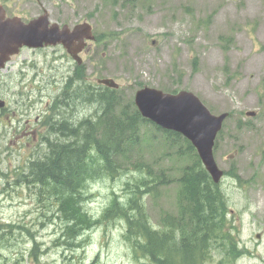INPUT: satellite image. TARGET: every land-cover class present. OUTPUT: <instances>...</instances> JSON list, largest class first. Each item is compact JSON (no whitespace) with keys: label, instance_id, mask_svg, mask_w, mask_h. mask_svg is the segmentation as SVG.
<instances>
[{"label":"rangeland","instance_id":"1","mask_svg":"<svg viewBox=\"0 0 264 264\" xmlns=\"http://www.w3.org/2000/svg\"><path fill=\"white\" fill-rule=\"evenodd\" d=\"M15 3L17 7L12 11L25 19L42 14L45 8L51 21L60 25L89 22L98 39L90 43L89 52L82 54L89 86L96 88V79H114L121 85L120 94L127 99L123 105H131L128 100L148 87L166 93L187 90L199 97L213 114L232 113L214 149L219 168L230 172L220 188L230 207L226 232L243 252L236 264L264 263V0H16ZM20 60L32 64V70L34 62L38 65V81L35 83L33 78L29 81L32 85L29 91L33 98L38 94V116H42L53 106L50 96L56 100L61 94L60 89L73 73L75 63L62 46L28 50ZM77 95L78 114L94 117L98 105L83 107L82 91ZM248 111L257 116L247 117ZM141 133L137 153L128 162H120L123 169L133 172L119 177L106 175L89 182L91 190L85 209L100 217L114 197L127 201L133 195L131 190L135 189L136 181L149 176L146 170L151 169L156 177L167 181L160 183L151 195H142L152 225L159 228L162 214L178 212L177 179L191 158L184 153L183 146L166 142L153 126L142 125ZM74 140L71 135L67 141L73 145ZM59 143L66 142L59 140ZM38 144L40 160L50 152V147L49 143L40 144L39 136ZM70 147L65 151H70ZM136 163L145 165L144 173H135ZM49 200L46 194L39 193V186L38 202L33 186L14 187L0 194V223L11 221L15 225L10 228V240L0 254V264L147 263L136 258L126 240L124 220L108 219L87 232L81 248L64 246L57 239L61 224L54 214L55 201L47 206ZM258 234L260 240L256 238ZM34 247L40 257L38 262L30 257ZM210 256L208 264H230L227 242L222 243V249L214 247Z\"/></svg>","mask_w":264,"mask_h":264},{"label":"trees","instance_id":"2","mask_svg":"<svg viewBox=\"0 0 264 264\" xmlns=\"http://www.w3.org/2000/svg\"><path fill=\"white\" fill-rule=\"evenodd\" d=\"M89 99L90 106L98 105L96 121L87 119L84 125L79 122L77 129L70 125L69 137L73 135L75 143L70 145L72 142L66 140L67 146L60 143L49 146L51 151L38 161L43 164L34 162L31 166L38 173L39 193L50 198L46 205L55 201L54 214L61 224L57 239L70 249L81 248L87 232L108 219L124 220L125 238L136 258L147 262L142 264H208L213 248L222 249L223 242H227L230 264H236L243 252L239 251L234 237L226 232L230 223L226 219L225 195L212 181L195 148L177 133L156 128L166 142L183 146L184 153L191 158V163L177 179L176 215L162 214L160 227L152 225L142 195H151L160 183L167 181L156 177L151 169L146 170L149 176L136 181L135 189L131 190L133 195L127 201L114 197L100 217L86 212L84 204L91 190L89 182L120 174L123 169L120 162H128L139 150L142 125L151 123L142 118L131 100H128L131 105H123L127 99L117 90L89 86ZM77 100L78 96L72 102ZM65 132L63 128L58 131L66 136ZM68 146L71 150L65 151ZM136 164L133 165L135 173H144L145 165ZM26 179L29 185L33 178L27 176ZM13 226L11 224L10 228ZM30 257L40 261L36 247Z\"/></svg>","mask_w":264,"mask_h":264},{"label":"water","instance_id":"3","mask_svg":"<svg viewBox=\"0 0 264 264\" xmlns=\"http://www.w3.org/2000/svg\"><path fill=\"white\" fill-rule=\"evenodd\" d=\"M2 18L0 12V52L4 61L22 47L40 49L62 45L78 64H82L79 54L88 47L89 41L96 39L91 24L86 22L72 29L68 25L61 27L50 21L47 11L29 23L18 18L6 21ZM97 82L109 88H119L113 79ZM135 104L144 119L189 140L213 181L220 183L224 171L218 167L214 146L228 113L212 114L194 93L185 90L170 94L146 87L136 93ZM247 116H255V113L248 112Z\"/></svg>","mask_w":264,"mask_h":264},{"label":"flooded vegetation","instance_id":"4","mask_svg":"<svg viewBox=\"0 0 264 264\" xmlns=\"http://www.w3.org/2000/svg\"><path fill=\"white\" fill-rule=\"evenodd\" d=\"M16 0H2L0 1V12L3 13V21L18 18L25 23L30 22L38 16L25 19L12 11V8L17 7ZM43 12L46 10L42 9ZM19 15V16H18ZM21 16V17H20ZM28 50L35 51L38 49H29L22 47L17 53L8 56V60H2L3 55L0 52V194H5L14 187L22 188L27 186L26 177L33 178L31 184L35 191H38V173L31 169L34 162L38 163V136L40 144L57 143L55 137L47 131V120L54 111V104L56 102L62 103L64 101L66 90L60 92L59 99L52 98L53 106L46 109V114L38 116V94L31 96L29 90L32 85L29 81L33 78L34 82L38 81V65L34 62L35 70H32V64L28 61L20 60L22 54ZM82 55V54H81ZM4 61V62H3ZM88 80L87 78H85ZM84 80V78L82 79ZM85 83V82H84ZM67 85V84H66ZM65 86L63 83L62 87ZM31 87V88H29ZM66 87V86H65ZM80 88V89H79ZM38 91V89H37ZM82 91L83 99L85 94L89 93V87L80 85L75 87L70 95V102L72 105L78 104L72 102L74 97ZM32 97V99H31ZM54 99V100H53ZM42 102V99H39ZM87 102V98H86ZM49 103H47L48 105ZM90 106V99L88 104ZM78 107L74 110L71 107L72 114H68L70 123L67 126L73 125L78 128L79 122L84 125L88 117L80 116L78 114ZM48 112L51 114L48 115ZM52 127L55 128L57 118L50 119ZM39 125V128H38ZM39 131V132H38ZM69 132V129H68ZM62 135L63 139L68 140L69 133ZM71 142V141H70ZM30 186V185H29ZM10 226L9 223H0V254H3L7 248L6 242L10 240ZM257 237V235H256Z\"/></svg>","mask_w":264,"mask_h":264},{"label":"bare ground","instance_id":"5","mask_svg":"<svg viewBox=\"0 0 264 264\" xmlns=\"http://www.w3.org/2000/svg\"><path fill=\"white\" fill-rule=\"evenodd\" d=\"M84 23H86V22H84ZM87 23H89V22H87ZM79 24H83V23H79ZM79 24H76V25H79ZM90 24V23H89ZM76 25H74V27L76 26ZM68 55H69V57L72 59V61L75 63V67H74V70H73V73L69 76V77H67V79H66V81L64 82L65 83V86L63 87V88H61L60 89V92H63L64 90H66V94H65V97H64V101L62 102V103H58V102H56L55 104H54V108H53V112H52V114H51V116L49 117V118H45V117H43L44 119H46L47 120V123H46V126H47V131L51 134V136L52 137H55L56 139L55 140H57V143L59 142V140H65V142L67 143V141H66V139H63L62 138V135L61 134H59L58 133V131L60 130V129H64V131H66L65 133H67L68 132V129H70V126H67L69 123H70V118H68L67 116H68V114H72V111H71V107H72V109H76L77 107H78V105H76V104H74V105H72V103L70 102V95L72 94V91H74V89H75V87H78V86H80V85H85V86H88L89 87V82L85 79V78H87L86 77V74H85V72H84V61H83V58H82V55L81 54H83L82 52L79 54L80 55V57H81V59H82V64H78V62H76L75 61V59L69 54V53H67ZM78 68V70H76ZM84 78V80H82ZM103 79H110V78H103ZM98 80H102V79H96V83H97V85H96V87L97 88H99V87H103V88H108V89H112V90H117V91H119L120 89H121V85L119 84V83H117L116 81V83L117 84H119V88L118 89H115V88H109V87H106L105 85H102V84H99L97 81ZM114 80V79H113ZM85 82V83H84ZM67 84V85H66ZM153 89H155V88H153ZM158 90V89H157ZM139 91V90H138ZM137 91V92H138ZM160 91H162V90H160ZM180 91H183V90H177V92L176 93H178V92H180ZM185 91H187V90H185ZM136 92V93H137ZM164 92V91H163ZM167 92V91H166ZM166 92H164V93H166ZM190 92V91H189ZM136 93H135V96H134V99L133 98H131L130 100L132 101V103L134 104V106H135V108L137 109V111L139 112V110H138V108H137V106H136V104H135V97H136ZM176 93H173V92H171L170 94H176ZM193 93V92H192ZM86 98H87V102H86ZM199 98V97H198ZM57 99H59V97L57 96ZM88 99H89V93L88 94H85L84 95V97H83V103H84V105H87L88 104ZM200 99V98H199ZM131 103V104H132ZM205 105V104H204ZM206 106V105H205ZM207 107V106H206ZM208 108V107H207ZM209 109V108H208ZM210 110V109H209ZM248 112H253V111H248ZM247 112V113H248ZM114 113V112H113ZM140 113V112H139ZM212 113V112H211ZM224 113H228L229 114V117L225 120V122L232 116V113H229V112H224ZM247 113H246V116H247ZM255 113V112H254ZM213 114V113H212ZM221 114H223V113H221ZM141 115V114H140ZM215 115V114H214ZM220 115V114H219ZM142 116V115H141ZM257 116V114L255 113V116H247V117H256ZM55 118H57V122H56V125H55V128L54 127H52V125H51V120L50 119H55ZM97 118V117H96ZM96 118H94V117H92L90 120H92V121H96ZM143 118V117H142ZM131 119V118H130ZM133 120V119H132ZM133 121H135V120H133ZM225 122H224V124H225ZM154 123H150V126H153L155 129L158 127L159 129H161V130H163V131H168V130H164V129H162L161 127H159V126H157L156 124H154ZM224 124H223V126H224ZM147 125H149V124H147ZM223 130V129H222ZM222 130H221V132H222ZM157 131V130H156ZM168 132H174V131H168ZM220 132V133H221ZM68 133H71L70 132V130H69V132ZM174 133H176V132H174ZM219 133V134H220ZM160 134V133H159ZM177 134H179V133H177ZM161 135V134H160ZM180 136H182L184 139H186L183 135H181V134H179ZM187 140V139H186ZM189 143H191L189 140H187ZM216 141H217V139H216ZM57 143H54V144H57ZM54 144H52V143H49V146H51V145H54ZM61 146H67V145H65L64 143H61L60 144ZM191 145L193 146V144L191 143ZM215 146H216V142H215ZM215 146H214V149H215ZM194 147V146H193ZM67 148V147H66ZM195 148V147H194ZM195 150L197 151V149L195 148ZM51 151V150H50ZM48 154V153H47ZM197 154H198V151H197ZM50 156H51V153H50ZM49 156V157H50ZM198 156H199V154H198ZM215 156V155H214ZM45 157V156H44ZM44 157L43 158H41L40 160H38V161H42L43 159H44ZM199 158H200V156H199ZM200 160H201V158H200ZM201 162H202V160H201ZM36 163V162H35ZM38 164H43V162H40V163H38ZM202 164H203V162H202ZM33 165V164H32ZM203 166H204V164H203ZM219 167V166H218ZM204 168H205V166H204ZM205 170H206V168H205ZM207 171V170H206ZM223 171V170H222ZM127 172H133V171H130V170H127V169H122L121 170V173L120 174H118L117 176L119 177L120 175H122V174H128ZM207 173L209 174V172L207 171ZM229 173L230 172H224V176H223V178L221 179V181H220V183L219 184H217L220 188H222L221 186H223V183H224V181H225V179H226V177H228V175H229ZM210 175V174H209ZM210 177H211V175H210ZM211 179H212V177H211ZM27 180V179H26ZM212 181H213V179H212ZM214 182V181H213ZM215 183V182H214ZM31 184H33V182H31L29 185L30 186H32ZM216 184V183H215ZM28 185V182H27V186H29ZM34 193H36V198H37V193H38V191H35L34 190ZM89 195L90 194H88L87 195V197H89ZM117 198V197H116ZM118 199H120V198H118ZM88 200V199H87ZM87 200H86V202H87ZM112 200V199H111ZM121 200V199H120ZM226 201H227V199H226ZM37 202H38V199H37ZM111 202V201H110ZM119 203H121V202H119ZM227 204H228V202H227ZM84 208H85V204H84ZM230 207H229V204H228V206H227V214H226V219L227 220H230L229 219V217H228V215H229V213H228V209H229ZM86 210V209H85ZM86 212H87V210H86ZM88 213V212H87ZM95 217V216H94ZM157 228V227H156ZM26 229V228H25ZM258 235H260V234H258ZM257 235V236H258ZM257 238V237H256ZM258 240H260L261 239V235H260V238H257ZM35 262H36V260H35ZM262 264H264V263H262Z\"/></svg>","mask_w":264,"mask_h":264}]
</instances>
